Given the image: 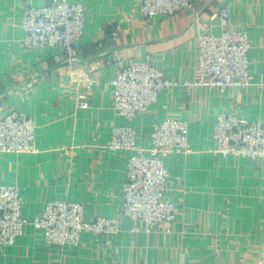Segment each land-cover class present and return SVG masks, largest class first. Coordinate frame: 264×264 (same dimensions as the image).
I'll return each instance as SVG.
<instances>
[{"label": "crops", "instance_id": "obj_1", "mask_svg": "<svg viewBox=\"0 0 264 264\" xmlns=\"http://www.w3.org/2000/svg\"><path fill=\"white\" fill-rule=\"evenodd\" d=\"M46 1L0 0V114L26 112L39 148L0 152V183L19 184L28 219L59 198L81 202L87 218L121 216L126 153L105 144L112 124L126 120L114 109L110 79L117 67L141 58L168 78L195 80L197 33L220 32L215 13L225 2L230 26L250 36L253 83L167 88L135 117L136 142L143 147L153 122L167 115L189 122L192 151L167 158L168 196L177 205L171 222L132 233L123 218L119 233L84 232L75 247L47 245L42 231L27 223L24 235L0 247V264H264V158L211 151L220 112L264 119V0H195L190 9L147 21L140 19L139 0H73L85 6L86 29L72 64L53 60L58 47H22L23 6ZM85 74L98 84L80 106Z\"/></svg>", "mask_w": 264, "mask_h": 264}, {"label": "built area", "instance_id": "obj_2", "mask_svg": "<svg viewBox=\"0 0 264 264\" xmlns=\"http://www.w3.org/2000/svg\"><path fill=\"white\" fill-rule=\"evenodd\" d=\"M195 0H139L141 20L159 15H174L190 9ZM229 4L216 11L220 32L205 29L197 33L199 71L195 80L168 78L151 60L134 58L117 67L110 79L114 109L126 123H113L105 147L122 151L125 156L124 179L121 182L123 203L121 216L96 215L87 218L79 201L50 199L43 209L28 219L23 215V199L16 183H0V243L12 244L22 235L27 223L46 228L49 243L78 246L84 232L114 235L122 229V219L130 221L128 231L150 232L154 225L171 222L177 213L175 201L168 196L170 170L167 158L173 153H190L189 122L185 116L167 115L151 124L150 143L138 145L132 123L147 111L159 94L180 85H204L225 89L253 83L249 68L251 39L247 30L232 28ZM195 19L199 21V14ZM212 24V19L204 26ZM21 44L26 49L54 47L56 63L72 64L81 49L86 29L85 6L80 1L47 0L42 5L23 6ZM84 85L78 94V105L85 106V96L98 84L88 74L81 77ZM128 122V123H127ZM214 146L211 151L221 157L244 155L264 158V121L220 112L213 125ZM35 124L23 111L0 114V152H36Z\"/></svg>", "mask_w": 264, "mask_h": 264}, {"label": "rangeland", "instance_id": "obj_3", "mask_svg": "<svg viewBox=\"0 0 264 264\" xmlns=\"http://www.w3.org/2000/svg\"><path fill=\"white\" fill-rule=\"evenodd\" d=\"M258 119H260V118H258ZM260 120L264 121V119H260ZM36 147H37L36 152H38V151H39V148H38L37 145H36ZM36 152H15V153H36ZM241 156H244V155H241ZM7 184H9V183H7ZM16 184L19 186L18 183H16ZM19 188H20V186H19ZM20 190H21V188H20ZM21 197H22V192H21ZM22 199H23V197H22ZM70 201H71V200H70ZM30 224H31V223H30ZM33 227H35L36 229H40V230L42 231V236H43V241H44V243H46L47 245H60V244L49 243V242L46 240V237H45V231H46V228H45V227H43V226L39 227V226H34V225H33ZM25 233H26V229L23 230L22 235H24ZM0 234H1L2 236L7 237V238L10 237L9 234H4V230H3V228L0 229ZM20 236H21V235H20ZM20 236H19V237H20ZM17 238H18V237H17ZM15 241H16V240H15ZM15 241H14V242H15ZM14 242H13V243H14ZM13 243H12V244H13ZM8 245H11V244L0 243V247H5V246H8ZM61 246H63V245H61ZM66 246H70V245H66ZM70 247H72V246H70Z\"/></svg>", "mask_w": 264, "mask_h": 264}, {"label": "water", "instance_id": "obj_4", "mask_svg": "<svg viewBox=\"0 0 264 264\" xmlns=\"http://www.w3.org/2000/svg\"><path fill=\"white\" fill-rule=\"evenodd\" d=\"M113 26V24L112 25H108V32H111V27Z\"/></svg>", "mask_w": 264, "mask_h": 264}, {"label": "bare ground", "instance_id": "obj_5", "mask_svg": "<svg viewBox=\"0 0 264 264\" xmlns=\"http://www.w3.org/2000/svg\"><path fill=\"white\" fill-rule=\"evenodd\" d=\"M188 153V152H187Z\"/></svg>", "mask_w": 264, "mask_h": 264}]
</instances>
